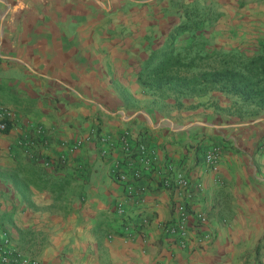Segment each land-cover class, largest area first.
I'll return each instance as SVG.
<instances>
[{
  "label": "crops",
  "instance_id": "1",
  "mask_svg": "<svg viewBox=\"0 0 264 264\" xmlns=\"http://www.w3.org/2000/svg\"><path fill=\"white\" fill-rule=\"evenodd\" d=\"M186 8L207 18L203 53L263 51L264 0H0V104L14 111L0 131V242L6 232L39 264H264V108L220 90L165 99L138 82ZM125 134L148 144L141 177ZM170 163L208 218L187 248L164 231Z\"/></svg>",
  "mask_w": 264,
  "mask_h": 264
},
{
  "label": "trees",
  "instance_id": "2",
  "mask_svg": "<svg viewBox=\"0 0 264 264\" xmlns=\"http://www.w3.org/2000/svg\"><path fill=\"white\" fill-rule=\"evenodd\" d=\"M204 15L198 8H186L184 21L144 62L138 82L145 91L160 97L206 95L220 90L264 108V49L247 57L203 53L207 41L196 32L207 20ZM188 31L194 34L187 45H178L179 37Z\"/></svg>",
  "mask_w": 264,
  "mask_h": 264
},
{
  "label": "built area",
  "instance_id": "3",
  "mask_svg": "<svg viewBox=\"0 0 264 264\" xmlns=\"http://www.w3.org/2000/svg\"><path fill=\"white\" fill-rule=\"evenodd\" d=\"M14 122V111L12 108L0 104V131H6ZM39 137L44 133L43 128L37 130ZM41 135V136H40ZM39 137L30 139L28 144H36ZM131 135L125 134L121 137L122 147L128 156V164L134 165V177H141L153 167L152 157L148 153V144L144 139L135 138L131 140ZM43 138V137H42ZM41 138V139H42ZM45 139V138H44ZM109 137L102 135L101 140L109 141ZM81 140L66 144L68 151L72 152L80 147ZM220 158V147H213L206 154V160L210 165L215 166ZM61 161H65V156L60 157ZM47 164H51L48 161ZM136 165V166H135ZM174 167L170 163L166 173L162 179L163 187L171 190L175 195L174 200V215L170 221L164 225L166 234L173 236L175 242L182 248H187L192 238V227H201L208 221V218L203 212L193 213L189 199L193 197L190 180L186 174L182 172H174ZM116 179L120 181L126 180V174L123 173L120 177L116 173ZM122 209V203L119 204ZM145 221V220H144ZM3 240L0 242V264H39V260L26 255L23 251L14 248L10 245V239L5 232Z\"/></svg>",
  "mask_w": 264,
  "mask_h": 264
},
{
  "label": "rangeland",
  "instance_id": "4",
  "mask_svg": "<svg viewBox=\"0 0 264 264\" xmlns=\"http://www.w3.org/2000/svg\"><path fill=\"white\" fill-rule=\"evenodd\" d=\"M212 60L209 61V63L211 62ZM168 96L165 97V99L167 98ZM170 106V105H169Z\"/></svg>",
  "mask_w": 264,
  "mask_h": 264
}]
</instances>
